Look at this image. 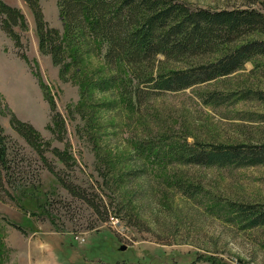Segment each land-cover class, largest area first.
Segmentation results:
<instances>
[{
	"label": "rangeland",
	"instance_id": "obj_1",
	"mask_svg": "<svg viewBox=\"0 0 264 264\" xmlns=\"http://www.w3.org/2000/svg\"><path fill=\"white\" fill-rule=\"evenodd\" d=\"M3 1L20 9L26 29L14 27L22 42L17 47L0 28V127L14 171L0 188V264H264V224H243L228 206L264 203V162L213 166L180 162L165 152L169 141L182 138L264 142L259 116L264 101L252 93L226 96L264 90V72L257 66L264 57L181 89L151 91L139 103L119 92L118 81L130 68L108 63L96 48L83 55L81 78L61 79L58 65L37 48L28 6L23 0ZM38 1L44 19L61 31L56 0ZM182 1L209 8L241 4ZM251 6L264 10V0ZM208 58L153 65L184 66ZM89 76L115 78L101 88L87 85ZM43 89L63 118L58 135L50 130ZM210 91L216 98L207 101ZM7 108L48 142L44 155L52 171L11 127ZM53 146L67 151V163L50 151Z\"/></svg>",
	"mask_w": 264,
	"mask_h": 264
},
{
	"label": "trees",
	"instance_id": "obj_2",
	"mask_svg": "<svg viewBox=\"0 0 264 264\" xmlns=\"http://www.w3.org/2000/svg\"><path fill=\"white\" fill-rule=\"evenodd\" d=\"M23 1L32 14L37 48L41 53L49 54L52 63L58 65L61 79L67 76L81 78L83 55L96 48L102 51V57L108 63H123L130 68L127 76L118 81L119 92L128 98L135 96L139 103L151 91L181 89L224 76L248 60L264 57V10L251 6L258 0H240L239 5L220 8L192 7L182 0H56L61 31L44 19L38 0ZM15 26L26 29L23 13L17 6L0 0V28L13 39L15 46L20 47L22 42ZM18 55L27 58L23 52ZM203 55L210 58L184 66L153 65L155 60L163 63ZM258 62L257 66L264 72V60ZM114 78L91 79L89 76L86 80L87 85L105 88ZM83 80L85 78L78 81ZM246 93L255 94L264 101V90L261 89H240L238 93L233 91L226 96ZM43 94L51 111L50 130L58 135L63 130V118L55 109L52 97L45 90ZM216 94L210 91L205 99L212 101ZM6 113L11 127L52 171L44 155L48 142L43 141L32 124L18 118L11 109L7 108ZM259 116L264 120V113ZM7 138L0 127V188L10 182L14 172L7 156ZM148 148L154 147L149 144ZM49 149L63 163L69 161L67 151L55 146ZM159 149L157 147L156 152ZM165 152L170 159L180 162L213 166L264 162V142L188 143L182 138L169 141ZM65 187L76 194L71 183H65ZM228 206L243 224H264V203L230 202Z\"/></svg>",
	"mask_w": 264,
	"mask_h": 264
},
{
	"label": "water",
	"instance_id": "obj_3",
	"mask_svg": "<svg viewBox=\"0 0 264 264\" xmlns=\"http://www.w3.org/2000/svg\"><path fill=\"white\" fill-rule=\"evenodd\" d=\"M124 248V245H119V249H123ZM83 264H86V263H83Z\"/></svg>",
	"mask_w": 264,
	"mask_h": 264
}]
</instances>
